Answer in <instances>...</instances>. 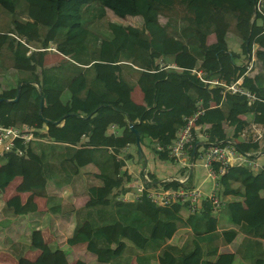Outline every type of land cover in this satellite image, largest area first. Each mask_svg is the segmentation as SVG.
I'll return each instance as SVG.
<instances>
[{
    "label": "trees",
    "instance_id": "trees-1",
    "mask_svg": "<svg viewBox=\"0 0 264 264\" xmlns=\"http://www.w3.org/2000/svg\"><path fill=\"white\" fill-rule=\"evenodd\" d=\"M112 14L138 16L140 24L122 23ZM263 30L264 0H0V125L28 124L44 138L23 143L16 137L13 147L0 154V190L22 173L25 160L34 162L44 178L70 176L91 162L100 183L87 189L90 198L82 210L91 234L79 238L97 260L114 259L127 242V258L134 254L138 264H150L154 257L158 264H234L236 255L264 264L262 167L254 172L246 164H231L218 176L222 200L233 191V181L241 188L233 191L240 200L222 201L219 209L232 226L219 229V209L213 211L208 199L188 212L185 202L159 205L145 192L136 199L117 198L133 189L124 160L117 156L135 140L128 122L139 131L141 144L143 138L155 142V154L163 159H170L166 145L193 113L194 125L207 140L226 139V126H232L228 139H235L238 149H258V140L237 137L247 122L244 114L264 124ZM228 39L239 44V52L228 47ZM252 43L258 65L246 72L240 53L249 54ZM54 53L59 58L46 63ZM165 55L171 65L161 66ZM190 68L225 82L241 75L240 86L254 98L223 92L218 83L205 84ZM78 73L84 85L69 91ZM136 88L140 102L133 97ZM110 123L118 133L108 130ZM82 136L86 140L80 145ZM158 184L180 185L173 179ZM5 204L14 213L35 208L31 196L21 203L13 195ZM180 225L188 227L187 235L180 245L171 244L167 240ZM233 226L246 235L234 251L218 250L236 234ZM34 264L44 263L37 259ZM52 264H64V259Z\"/></svg>",
    "mask_w": 264,
    "mask_h": 264
},
{
    "label": "crops",
    "instance_id": "crops-1",
    "mask_svg": "<svg viewBox=\"0 0 264 264\" xmlns=\"http://www.w3.org/2000/svg\"><path fill=\"white\" fill-rule=\"evenodd\" d=\"M227 45L234 51H240L239 44L232 39L227 40ZM255 48L256 44L252 43L249 54L243 55L240 53V60L244 59L246 63L249 62L252 65L253 68L249 69V71L251 70L250 72H254L258 65V61L254 55ZM47 57L49 58H47L46 63H51L50 61L53 60L55 62L59 58L55 53L54 55L49 54ZM168 65H171L170 56L165 55L161 66ZM236 78L241 82V75ZM0 80L3 83L1 74ZM83 85L84 77L82 73H78L71 79L67 88L69 91H75L82 88ZM133 97L136 102H140L138 88L134 89ZM242 117L246 118L247 122L238 131L237 138H250L251 135L255 136L253 140H258L259 147L250 153V162L236 164H246L255 172L260 167L264 168V124L252 121L249 113L242 115ZM197 129L199 130V128ZM108 130L110 131L109 127ZM118 132L119 130L116 131V133ZM231 132L232 126H226L228 137H231ZM33 140H44V138L36 136ZM85 140L86 137L82 136L80 138V145ZM196 141L201 142L202 140L198 138ZM143 142L145 144L139 143L145 155V160L142 156L140 157L143 159L144 164H146L147 155L144 145L148 144V140L143 138ZM131 146H135L134 143L124 145L120 148L119 154L117 155L124 159L122 168H125L130 173L131 178H133L132 174L139 169L148 171L150 175L155 177V180L166 176L178 178L183 175L185 171L183 167L181 168V174L179 172L180 175L165 173L157 176L154 175L150 169H146L139 164L136 160V146L133 149ZM125 153L130 154V156L124 157ZM195 168H198L196 176L192 173ZM193 169L187 170L185 185L196 183L202 177H205L207 182L210 180V177L205 176L206 170L203 167L195 166ZM96 171L95 165L88 162L80 166L76 173L69 174L70 176L56 175L54 177L44 178L36 171L34 162L25 160L22 173L15 175L0 190V264H34L37 259H40L44 264H52L60 259H64V264H75L77 260L82 261L84 264H138L134 258V254H130V257L127 258L131 249V245L127 242V247L124 248L119 256L110 261H99L96 259L95 254L86 247L85 241L79 238L81 234L87 237L91 234V228L86 219V210H82V208L85 206L88 198H90L87 192L88 187L100 183L99 178L95 175ZM188 177L189 179L192 177V180L189 181ZM195 177L197 178L195 179ZM129 183H132L131 180ZM231 187L233 191H239L241 189L235 181L231 183ZM219 189L221 192V186L218 188V191ZM233 191L226 192L222 196L223 200H240L241 197ZM132 192L133 189L128 188L119 193L117 198L131 200L133 199ZM263 193L264 190H261L260 194ZM13 195H18L21 203L25 201L27 196H31V201L35 204V208L28 209L24 212H12L11 208L5 204V201ZM218 212L219 219L216 228L232 226L222 209H219ZM180 214L183 218L186 211L183 210ZM233 228L236 230L234 237L230 241L220 243L218 250L234 251L242 236L246 235L237 226H233ZM187 232L188 227L180 225L167 241L174 245H180L186 237ZM70 237L76 238V240L70 242L68 240ZM261 240L264 256V238ZM234 259V264H250L248 260L243 259L240 255H236ZM149 263L158 264L155 257L151 258Z\"/></svg>",
    "mask_w": 264,
    "mask_h": 264
},
{
    "label": "built area",
    "instance_id": "built-area-1",
    "mask_svg": "<svg viewBox=\"0 0 264 264\" xmlns=\"http://www.w3.org/2000/svg\"><path fill=\"white\" fill-rule=\"evenodd\" d=\"M264 33V30H263ZM53 48V47H51ZM54 49V48H53ZM55 50V49H54ZM246 70H249L252 65L247 62ZM189 71L194 73L200 81L205 84L218 83L223 86V92L238 91L246 94L247 99L254 98V94L240 86L238 78L225 82L216 77H209L205 71L200 68H190ZM196 113L184 117L185 121L176 131L175 137L166 145L167 155L171 161L175 162L177 167L184 168L183 175L178 178L166 176L155 180L145 169L137 170L131 178L133 187L132 198H139L142 192L154 203L159 205H169L173 202H185L188 212L197 210L203 199H208L211 203V209L217 211L222 204V199L218 194V176L227 171L228 166L236 163L250 162L249 157L252 151L240 150L236 145L235 139H222L218 141L207 140L206 133H200L198 127L194 125L193 120ZM110 132H116V127L113 123L109 124ZM242 134V132H241ZM18 137L21 142L26 143L29 140L35 139L33 127L28 124L21 125H0V154L4 150L13 147L14 139ZM200 138L202 141L194 139ZM255 136L250 138H241L243 140H253ZM195 145L193 151L192 148ZM157 148H160L157 146ZM191 149V153L189 150ZM15 152L20 153V149L15 148ZM119 157V156H118ZM122 158V157H120ZM123 159V158H122ZM124 160V159H123ZM217 163L213 167V163ZM195 166H201L206 170V175L210 177L208 182L205 177H202L198 182L185 185L187 179V170L193 169ZM177 180L180 185L177 187H163L158 184L163 180Z\"/></svg>",
    "mask_w": 264,
    "mask_h": 264
},
{
    "label": "rangeland",
    "instance_id": "rangeland-1",
    "mask_svg": "<svg viewBox=\"0 0 264 264\" xmlns=\"http://www.w3.org/2000/svg\"><path fill=\"white\" fill-rule=\"evenodd\" d=\"M112 18L118 19L122 23H129L133 25H139L140 24V19L138 16H124L123 18H119L114 16L113 14L111 15ZM53 50V49H52ZM57 55V54H56ZM59 56V55H57ZM49 58V57H47ZM50 62H54L50 61ZM135 145V144H134ZM155 142L153 140H149L147 145H144V149L146 151L147 155V163L144 164L143 159L136 154V160L139 162L141 166H143L146 169H150L154 175H161V174H172V175H178L179 172L181 174L182 169L178 168L175 164V162L171 161L170 159H163L159 158L154 151L155 147ZM135 146H131L133 149ZM181 170V171H180ZM193 175L196 176L198 173V168L193 169ZM179 174V175H180ZM199 177V175H198ZM197 177H195L196 179ZM189 179V177H188ZM192 180V177L189 179V181Z\"/></svg>",
    "mask_w": 264,
    "mask_h": 264
},
{
    "label": "water",
    "instance_id": "water-1",
    "mask_svg": "<svg viewBox=\"0 0 264 264\" xmlns=\"http://www.w3.org/2000/svg\"><path fill=\"white\" fill-rule=\"evenodd\" d=\"M41 105H42V95H41V93H39V98H38V110L39 111H40ZM70 112H72V111H70ZM66 113H69V112H66ZM128 125L130 126V128L133 131L134 136H135L134 144L136 146L137 154L139 156H142V158L145 160V155L142 152V148H141V145L139 143V131L132 126V123L131 122H128ZM194 147H195V145L193 146L192 151H193Z\"/></svg>",
    "mask_w": 264,
    "mask_h": 264
}]
</instances>
